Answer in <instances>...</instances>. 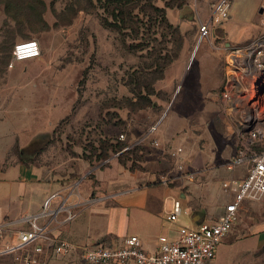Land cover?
Wrapping results in <instances>:
<instances>
[{
  "label": "rangeland",
  "instance_id": "obj_1",
  "mask_svg": "<svg viewBox=\"0 0 264 264\" xmlns=\"http://www.w3.org/2000/svg\"><path fill=\"white\" fill-rule=\"evenodd\" d=\"M175 1H184L183 15L191 20L166 9L164 15L174 26L161 29L150 48L139 51L129 48L131 40L123 43L115 31L104 28L102 10L88 0H0V107L11 109L15 122L0 127L5 138L10 128L22 141L47 135L39 161L64 174L79 161L93 167L119 156L125 162L141 159L148 148L121 151L148 134V145L156 138L166 150L181 146L189 160L212 155L201 166L211 168V188L221 187L227 179L222 164L236 149L234 139L226 146L229 126L218 97L224 58L229 48L250 39L258 0H230L229 20L213 27L204 40H199V24L207 21L217 0ZM156 5L164 7L160 1ZM25 41L37 42L40 56L16 62L14 46ZM175 54L163 78L153 80L159 76L152 72L155 64L164 65ZM148 90L154 95L148 96ZM152 127L156 130L149 133ZM122 134L124 141L119 142ZM117 143L119 156L109 150L108 159L99 158L100 149ZM222 194L220 204L211 207L210 222L219 217ZM179 224L195 226L184 210ZM49 264H83V259L75 253Z\"/></svg>",
  "mask_w": 264,
  "mask_h": 264
},
{
  "label": "crops",
  "instance_id": "obj_2",
  "mask_svg": "<svg viewBox=\"0 0 264 264\" xmlns=\"http://www.w3.org/2000/svg\"><path fill=\"white\" fill-rule=\"evenodd\" d=\"M263 7L264 0H258L250 39L231 48L245 46L264 36V27L260 25L264 18ZM223 33L228 39L225 24ZM229 45L228 42L225 47ZM3 106L0 107V127L15 126L12 110L3 109ZM4 134L0 129V221L5 226L7 244L15 241L18 232L29 229L26 218L39 217L38 224L46 226L52 237L77 246L120 247L125 238L136 236L143 250L153 254L158 249L160 237L175 241L182 227L179 219L174 223L167 220L174 200L180 201L182 212L192 215L193 220L196 218L193 228L202 223H214L218 219L210 222L208 216L212 205H219L223 200L222 190L224 204L220 214L224 205L233 199L223 183L242 180L248 168L238 166L233 171L225 168L239 150L230 129L226 134V146L234 139L236 149L233 155L230 151L226 154L222 167L227 179L217 189L211 188V168L201 166L203 161L210 162L212 155L189 160L184 150L185 169L198 171V174L193 181L164 182V178L170 180L177 175L176 162L167 154L169 150L165 149L164 142L154 138L152 145H148L151 138L148 134L129 144L130 148L137 145L148 148L141 159L125 164L111 159L93 167L79 161L72 171L64 174L39 161L38 150L42 142L47 141V135L41 140L35 136L22 141L15 129L7 130L8 140ZM153 142L158 146H153ZM50 198L48 210L57 213L41 217L43 205ZM59 207L62 209L58 210ZM213 264H264V200L242 203L238 222L218 245Z\"/></svg>",
  "mask_w": 264,
  "mask_h": 264
},
{
  "label": "built area",
  "instance_id": "obj_3",
  "mask_svg": "<svg viewBox=\"0 0 264 264\" xmlns=\"http://www.w3.org/2000/svg\"><path fill=\"white\" fill-rule=\"evenodd\" d=\"M230 8V0H217L212 5L207 21L199 24V40L207 39L213 27L228 19ZM260 25L264 27V18L260 20ZM12 55L16 62L32 60L40 56V48L35 41L20 42L14 46ZM223 73L218 97L223 119L225 117L239 145L237 155L225 164V168L229 171L238 166L248 168L242 180L223 183V188L233 194V199L224 205L216 222L202 223L195 228L182 226L175 241L160 237L157 251L149 254L143 250L136 236L125 238L120 247L77 246L56 239L46 226L38 224L39 217L26 218L29 229L18 232L15 241L7 244L5 226L0 221V261L49 264L53 259L80 253L83 264H213L218 245L238 222L242 203L257 201L264 196V36L245 46L229 48L224 58ZM155 130L152 127L149 133ZM119 140L123 141L124 135H120ZM153 146L157 147L158 143L153 142ZM129 149L126 147L122 152ZM167 154L176 162L177 175L170 180L164 178V182L193 181L198 171L185 169L183 148L174 147ZM50 200L44 203L41 217L57 213L48 210ZM61 209L59 207L58 210ZM181 213L180 201L174 200L167 220L177 222Z\"/></svg>",
  "mask_w": 264,
  "mask_h": 264
},
{
  "label": "trees",
  "instance_id": "obj_4",
  "mask_svg": "<svg viewBox=\"0 0 264 264\" xmlns=\"http://www.w3.org/2000/svg\"><path fill=\"white\" fill-rule=\"evenodd\" d=\"M159 1L163 2L164 7L161 8L156 5ZM88 2L91 4V6L95 4V8L97 7L98 9L102 10V14L104 15V17L102 18V26L104 28L115 31L120 36L123 43H125L127 39L131 40L129 48H134L135 50L137 49L139 51L150 48L151 42L156 40L155 36L161 35V29H163L164 27L172 28L174 26L173 23L167 21L166 16L164 15L166 9H176L181 12V17L184 20H191V16L188 17L183 15V10H185L186 8L184 7V1L88 0ZM176 59L177 54H175L173 57H169L164 65H160L159 63L155 64L153 61L152 66L149 67H153V65L155 64L152 72L156 73L157 71L159 73V76L155 77L153 80H161L164 76V67L170 65ZM145 89L146 88H144V90ZM136 94L141 95L140 92H136ZM146 94L148 96L154 95L152 90L146 91ZM118 141L123 142L124 140ZM126 147H129V145ZM109 150L112 152L115 150L114 154H118L117 156L123 153L121 144L117 143L116 145H110L100 149L99 158L103 161L108 159ZM130 150H127L125 152H130ZM120 151L121 153H119ZM118 159L123 164L126 163L123 159L120 158V156L118 157Z\"/></svg>",
  "mask_w": 264,
  "mask_h": 264
},
{
  "label": "water",
  "instance_id": "obj_5",
  "mask_svg": "<svg viewBox=\"0 0 264 264\" xmlns=\"http://www.w3.org/2000/svg\"><path fill=\"white\" fill-rule=\"evenodd\" d=\"M263 90H264V89H263ZM195 219H196V218H195ZM195 219H194V220H195Z\"/></svg>",
  "mask_w": 264,
  "mask_h": 264
}]
</instances>
